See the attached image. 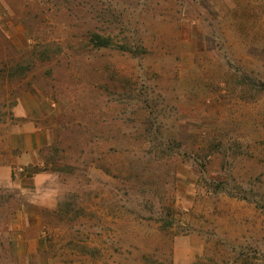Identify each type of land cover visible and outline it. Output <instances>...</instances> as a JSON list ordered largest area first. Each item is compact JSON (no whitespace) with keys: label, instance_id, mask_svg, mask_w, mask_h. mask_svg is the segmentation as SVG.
I'll return each mask as SVG.
<instances>
[{"label":"rangeland","instance_id":"374dc122","mask_svg":"<svg viewBox=\"0 0 264 264\" xmlns=\"http://www.w3.org/2000/svg\"><path fill=\"white\" fill-rule=\"evenodd\" d=\"M0 264H264V0H0Z\"/></svg>","mask_w":264,"mask_h":264},{"label":"trees","instance_id":"16d2710c","mask_svg":"<svg viewBox=\"0 0 264 264\" xmlns=\"http://www.w3.org/2000/svg\"><path fill=\"white\" fill-rule=\"evenodd\" d=\"M98 39H100V43H101L102 45H108L107 39H105V38H100V37H98Z\"/></svg>","mask_w":264,"mask_h":264}]
</instances>
